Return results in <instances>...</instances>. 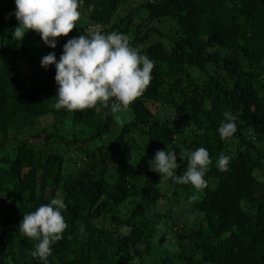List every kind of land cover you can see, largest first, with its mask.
Returning <instances> with one entry per match:
<instances>
[{"label": "trees", "instance_id": "obj_1", "mask_svg": "<svg viewBox=\"0 0 264 264\" xmlns=\"http://www.w3.org/2000/svg\"><path fill=\"white\" fill-rule=\"evenodd\" d=\"M15 10L0 0V264H43L19 224L60 195L67 228L48 264H264V0H82L88 25L49 53L99 26L155 61L117 132L99 103L55 107L56 67L13 40ZM228 111L237 127L221 139ZM201 146L213 161L202 189L150 169L174 149L182 175V148Z\"/></svg>", "mask_w": 264, "mask_h": 264}, {"label": "clouds", "instance_id": "obj_2", "mask_svg": "<svg viewBox=\"0 0 264 264\" xmlns=\"http://www.w3.org/2000/svg\"><path fill=\"white\" fill-rule=\"evenodd\" d=\"M82 0H15V17L19 24L11 32L13 40L23 41L30 30L39 33L43 41L56 48L58 37L68 36L77 27ZM155 61L130 45L129 38L115 31L105 33L99 26L87 29L85 34L72 37L63 46L59 59L51 52L42 57L46 69L55 65V81L58 85L55 107L73 110L96 108L99 103L112 113L126 110L150 84ZM225 119L217 131L221 139L231 137L236 131V117L224 113ZM180 159L187 161V169L177 174L180 167L173 150H157L149 161L150 169L172 178L179 184H191L196 189L207 186L204 179L212 164L205 147L183 149ZM231 157L221 153L216 161L218 170L225 171ZM67 205L59 196L49 203L39 205L34 211L24 213L19 232L34 238L37 243L31 251L33 257L48 264L50 245L63 238L67 228L62 210Z\"/></svg>", "mask_w": 264, "mask_h": 264}, {"label": "rangeland", "instance_id": "obj_3", "mask_svg": "<svg viewBox=\"0 0 264 264\" xmlns=\"http://www.w3.org/2000/svg\"><path fill=\"white\" fill-rule=\"evenodd\" d=\"M137 4V3H136ZM136 4H132V5H130V6H135ZM80 11V13H81V16H80V19L77 21V26L80 28V29H82L83 27H85V26H87L88 25V23H89V19L84 15V13H83V11L82 10H79ZM17 24H19V22H18V20L17 21H15ZM25 39H26V41L31 45V47L33 48V49H35V50H40V51H42V53H49L50 52V50L51 49H53V48H51L49 45H47L44 41H43V39H42V37H41V35H39V34H35L32 30H30L29 32H27L26 34H25ZM27 65H26V63H20V72H21V75L22 76H24L26 73H27ZM129 115H128V113H127V111L126 110H124V111H121V112H119V113H117V120H118V123H117V126L115 127V132H117V131H119L120 130V126L119 125H121L120 124V122L121 121H124V120H127V119H129ZM120 120V121H119ZM52 121H48L47 123H45V124H50ZM140 144V146H139V144ZM143 143V141L142 140H139L138 142H136L135 143V145L138 147L139 146V148H137L136 146H135V149H137V151H139V149H141V148H143V146L144 145H141ZM134 149V150H135ZM60 197H63V195H60Z\"/></svg>", "mask_w": 264, "mask_h": 264}]
</instances>
